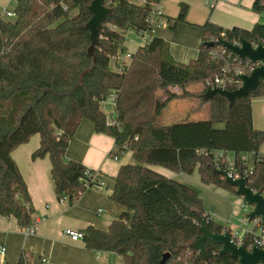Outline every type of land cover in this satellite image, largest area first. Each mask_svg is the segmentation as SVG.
<instances>
[{
  "label": "trees",
  "instance_id": "16d2710c",
  "mask_svg": "<svg viewBox=\"0 0 264 264\" xmlns=\"http://www.w3.org/2000/svg\"><path fill=\"white\" fill-rule=\"evenodd\" d=\"M91 1L16 0L13 20L0 13V216L15 217L22 229L36 224L26 181L12 158L13 150L35 134L41 141L32 157L50 158L58 198L73 201L93 186L87 167L66 158L80 122L88 119L97 132L115 139L112 157L120 159L130 151L133 162L120 167L110 194L125 209L106 230L86 228L87 248L117 253L124 264H162L167 253L165 264H237L230 253H220V244L205 242L209 263L188 248L201 236L199 214L211 231L223 232L225 225L214 221L196 188L152 166L186 174L198 169L203 184L236 193L213 172L216 165L229 169L226 157L233 153V171L246 175L249 186L264 193V129L254 127L252 108V99L264 96V83L232 106L221 95L207 100L208 119L169 122L165 117L173 99L191 95L189 87L200 85L196 94L203 98L206 82L222 75L227 52L215 57L223 47L208 43L220 37L259 43L264 40V21L251 29L225 28L208 18L200 25L202 40L194 61H176L169 43L156 36L118 71L112 56L126 52V34L146 27L152 4L160 0H109L113 13L100 28L95 62L87 51L90 34L85 27L92 16ZM252 9L264 17V0H255ZM187 13L188 5L182 3L178 15L168 18V26L176 30ZM113 91L118 106L115 125L107 122L101 107ZM17 264H30L29 256L23 252Z\"/></svg>",
  "mask_w": 264,
  "mask_h": 264
},
{
  "label": "crops",
  "instance_id": "0c3cea01",
  "mask_svg": "<svg viewBox=\"0 0 264 264\" xmlns=\"http://www.w3.org/2000/svg\"><path fill=\"white\" fill-rule=\"evenodd\" d=\"M254 2L255 0H223L211 7V12L207 15L205 0H162L167 20L178 15L182 3L187 4L189 10L186 22L179 24L174 32L170 30L168 24L158 30L157 36L169 43L170 53L176 61L188 64L198 56L202 40L200 25L208 18L225 28L251 29L258 21H264V17L252 9ZM5 10L14 12L15 8ZM1 14L4 15L3 12ZM129 39L131 38L126 34L125 50L128 51L126 46H130L133 47L130 51H136L139 41ZM174 91H178V88ZM190 92L191 95L196 94L194 91ZM252 108L254 127L264 129V96L253 98ZM40 141V135L35 134L12 152V158L29 190L35 209L36 224L31 232H27L18 225L15 217L0 216V246L5 247V253H0V264H17L23 252L29 256L30 264H124L119 254L89 249L83 239L72 241L64 231L69 228L85 232L89 226L106 230L125 209L115 202L110 194L114 189L115 176L123 164L130 162L131 155L126 159L128 162L114 159L110 153L115 149V139L97 132L90 120H82L69 142L66 158L77 160L87 169L98 171L97 179L104 184L102 189L88 187L73 201L68 197L61 200L57 197L51 180L50 158L32 157ZM245 157L248 158L249 154ZM234 158L233 154V159L229 158L230 162H233ZM152 168L180 182L183 181L179 180V177H183L186 181L184 183L199 191L201 185H206L202 183L198 169L192 174H186L158 165ZM216 190L213 200L208 194L200 196L205 209H214V213H210L213 219L218 217L226 225L239 216L244 200L242 197L232 199L221 187L217 186Z\"/></svg>",
  "mask_w": 264,
  "mask_h": 264
},
{
  "label": "water",
  "instance_id": "95a60500",
  "mask_svg": "<svg viewBox=\"0 0 264 264\" xmlns=\"http://www.w3.org/2000/svg\"><path fill=\"white\" fill-rule=\"evenodd\" d=\"M109 0H92L88 6L91 12V18L85 24L89 30L90 45L88 46V54L93 57L95 62V48L101 41L100 28L106 21L107 17L113 13L111 7L108 6ZM238 43L230 42L223 37L216 41L208 43L209 46L220 45L234 56L242 60H248L256 66L248 74L239 75L242 81L241 86L235 89H224L219 86L208 87L203 93V98L209 100L215 95L224 96L232 106L236 99H243L256 91L261 83H264V43L254 44L252 41L240 37ZM213 172L220 174L225 181L236 188L238 194L251 209L245 213V217L249 220L260 218L264 224V193L262 190H254L248 184V178L241 173L235 177L230 171L224 167H214ZM201 236L188 245L191 250L198 251L202 257L209 263V255L205 249V242L210 241L220 244V253H230L232 257L237 259V264H264V248L252 246L247 248L244 244H238L229 231L214 232L207 225L206 219L199 214ZM170 253L165 254L162 264H165Z\"/></svg>",
  "mask_w": 264,
  "mask_h": 264
},
{
  "label": "built area",
  "instance_id": "2783aa9c",
  "mask_svg": "<svg viewBox=\"0 0 264 264\" xmlns=\"http://www.w3.org/2000/svg\"><path fill=\"white\" fill-rule=\"evenodd\" d=\"M223 0H207V4L211 7H214L218 2ZM158 2L153 3L152 7L146 17V23L147 26L144 28H134L131 29L135 37L137 38L138 47H142L144 45H147L153 41V39L157 36L158 30L162 27H165L168 25V20L164 15L163 10L157 5ZM64 9H67L65 5H63ZM7 17H14L15 13L11 11H5L4 16ZM131 41V39H129ZM264 43V40L260 41ZM234 43H238L235 41ZM255 45L258 44L256 42H253ZM135 51H126L122 54H116L112 56V61L115 64V68L118 71L125 70L127 66L129 65V62L131 60L132 54ZM225 52H227L226 55ZM215 57L216 56H223L225 57V66L222 69V75L217 77L214 82L207 81L208 87H214L219 86L224 89H232L237 88L241 86L242 81L239 79V75L242 74H248L250 71L256 66V64H253L252 62L248 60H242L238 57L234 56L232 53L227 51L223 48V51H216L214 52ZM101 107L105 111L107 116V122L115 125L118 124V106H117V92L113 91L111 92L105 99L101 101ZM223 152L219 153V156H222ZM114 159H118L117 156H114ZM226 161L230 165V168L228 169L232 175L235 177L239 176L241 173H237L233 171L234 167V161L230 162L228 155L226 157ZM215 167H220L219 165H216ZM86 175L91 177V181L93 186L102 189L103 182L97 179L98 171L87 169ZM66 198V196L60 198L63 200ZM242 209L245 210V213H247L251 206H249L246 202L242 204ZM232 225V226H229ZM33 226H30L26 228L25 230L27 232H31L33 229ZM229 231L231 235L233 236L234 240L238 244H244L247 248H252V246H258L261 248H264V224L262 223L260 218H254L252 220H249L245 215L240 218L239 224H234L231 221H229L224 228V231ZM65 235H67L72 241H79L84 238V232L76 231L73 229H66L64 231ZM0 253H5V247L0 246Z\"/></svg>",
  "mask_w": 264,
  "mask_h": 264
},
{
  "label": "rangeland",
  "instance_id": "374dc122",
  "mask_svg": "<svg viewBox=\"0 0 264 264\" xmlns=\"http://www.w3.org/2000/svg\"><path fill=\"white\" fill-rule=\"evenodd\" d=\"M138 3H142V0H134ZM207 0H205L206 3V7H207V15L211 12V6L207 4L206 2ZM162 10V0H160L157 4ZM16 6V0H0V13H4L6 10L5 9H10L12 10L13 8H15ZM188 10H189V6H188ZM3 15V14H2ZM188 16V13H187ZM186 16V17H187ZM3 17L7 20H13L14 17H7L6 15ZM264 20V19H263ZM170 29V28H169ZM171 31L174 32L173 29H170ZM127 36H129L131 39L137 40V38L135 37V34L132 30L128 31ZM127 50H133V47L130 46H126ZM114 65V64H113ZM202 87L200 85H193L191 87H189L190 91H194L195 93L198 92L199 90H201ZM210 116V103L207 100H203V98L201 96H199L198 94L195 95H189V96H184V97H178L173 99L170 103L169 106L165 112V117L167 119V121L172 122V121H181V120H201V119H208ZM217 127H222L223 124H217ZM260 153H264V143L261 145L260 147ZM129 155H131V158L129 159L130 162H133V158H132V153L130 151H127L125 154L120 156L121 162H128L126 161L127 157H129ZM230 160L233 159V154L231 153L229 155ZM197 171V170H196ZM179 180L186 182L185 179L183 177H179ZM208 185H201L200 187V191L198 190L199 194H208L211 197V200H213V197H215V193L217 192V186L214 184H210V187H207ZM227 196L231 197L232 199H241V197L229 190H226ZM208 202V201H207ZM207 212L213 214L214 213V209H206ZM245 215V210L241 209V212L239 214L238 217H235L233 219V223L234 224H239V220L241 217H243ZM214 221H216L219 224H223V222L218 219V217L214 218Z\"/></svg>",
  "mask_w": 264,
  "mask_h": 264
}]
</instances>
